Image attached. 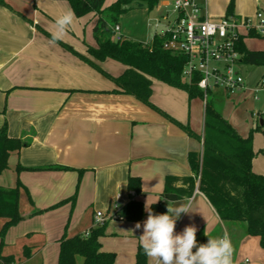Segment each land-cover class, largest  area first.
I'll list each match as a JSON object with an SVG mask.
<instances>
[{
  "label": "crops",
  "instance_id": "crops-1",
  "mask_svg": "<svg viewBox=\"0 0 264 264\" xmlns=\"http://www.w3.org/2000/svg\"><path fill=\"white\" fill-rule=\"evenodd\" d=\"M230 1L231 17L254 20L257 11L264 12V0H200L213 21L226 16ZM68 9L71 8L65 1L0 2V128L6 123L11 138L33 134L30 146L11 155L8 164L11 162L13 168L20 165L70 169L15 172L32 201L30 205L21 195V215L48 209L74 197L73 204L67 201L43 212L45 216L59 212L69 220L67 232L59 230L52 235L47 232L43 242L54 243L59 248L63 234L70 238L101 226V250L115 255L114 264H135L143 222L151 206L158 205V215L165 214L168 204L173 203L162 196L168 187L180 195L179 200L186 199L189 211L176 221L174 234L194 225L199 246L206 244L208 237L217 238L227 232L235 249L233 264H264L259 238L247 236L240 222L221 220L203 194L195 193V189L191 192L190 163L194 158L200 161L202 153L203 101L151 81L150 103L186 126L199 137L196 139L134 97L122 94L110 79L73 53L94 62L87 54V47H95L93 37L81 40L88 24L93 20L95 23L94 14L85 24L82 18H76L63 39L51 42L55 19ZM94 23L90 27L91 35ZM123 33L119 28V35L127 38ZM245 39L253 38H244L247 49ZM98 65L110 78H117L125 71L123 65L112 60ZM243 79L245 89L233 95L216 90L211 93V99L221 116L241 137H246L234 124L233 109L249 101L261 102L256 112L261 123L254 126L264 132L261 120L264 92H253L260 79L251 83ZM252 149L255 153L252 172L264 176V163L257 159L262 148H256L252 142ZM129 177L140 180V194L127 190ZM132 200L143 205L145 215L139 221L124 218L123 209ZM96 213H101V217L96 218ZM138 222L140 229L135 228ZM23 248L30 250L28 258L22 256L24 262L39 259L37 245L31 242ZM146 264H152L149 257Z\"/></svg>",
  "mask_w": 264,
  "mask_h": 264
},
{
  "label": "trees",
  "instance_id": "trees-1",
  "mask_svg": "<svg viewBox=\"0 0 264 264\" xmlns=\"http://www.w3.org/2000/svg\"><path fill=\"white\" fill-rule=\"evenodd\" d=\"M53 1L67 2L75 12L76 18H82L89 13L95 16L92 28L95 47H87V54L94 62L66 47L68 50L110 79L122 94L134 97L189 135L199 139L186 126L171 119L149 101L152 80L185 91L189 98L202 100V93L196 87V81L192 80L187 83L182 78V69L186 59L163 50V37L155 33L146 44L122 37L119 40L115 39L113 27L118 25L121 15L134 7H145L150 12L159 0H115L105 8H103L105 0ZM232 6L233 3L230 1L226 16L232 14ZM245 38H256V36L250 33ZM243 41L244 37H240L236 45L240 56L239 64L261 67L262 78H264V51H249ZM105 60H112L123 65L125 71L117 78H110L98 65ZM255 131L263 132L260 127H257L251 130L246 137H241L215 109L211 94H209L204 109L201 159L200 161L197 158L191 160L192 177L188 180L192 192L194 191V178L199 176L198 190L207 198L219 218L223 221L242 223L246 235L259 238V246L264 251V176L254 174L251 169L255 155L252 149V136ZM32 136L31 133L20 138H11L8 136L6 123L2 125L0 128V175L9 168L8 160L11 155L18 154L21 149L30 146ZM261 153L264 154V149ZM45 170L70 169L58 166L22 168L20 165H16L14 169L16 173ZM126 187L128 191L136 195L140 194L138 178L129 177ZM21 195H24L28 203L32 205L27 189L18 179L13 187H0V219L3 220L0 228V264H17L13 256L2 254L1 248L5 232L24 219L19 207ZM162 196L173 202L180 199V195L173 193L168 187L164 189ZM67 201L73 204L74 197ZM67 201H62L45 210H33L29 216L55 209ZM158 209V205H152L150 208L153 214H156ZM123 213L124 218L129 221H139L145 215L142 203L137 200L130 201L123 209ZM102 231V227L99 226L90 230L87 235L67 238L63 234L59 239L57 264H114L115 255L101 250L99 238ZM22 255L28 258L30 250L23 248ZM146 258L143 248L139 246L135 264H146Z\"/></svg>",
  "mask_w": 264,
  "mask_h": 264
},
{
  "label": "built area",
  "instance_id": "built-area-1",
  "mask_svg": "<svg viewBox=\"0 0 264 264\" xmlns=\"http://www.w3.org/2000/svg\"><path fill=\"white\" fill-rule=\"evenodd\" d=\"M162 4L170 9V15L162 17L166 24L154 33L163 37V50L186 59L182 78L187 83L196 81L203 103L216 90L233 95L245 89L236 45L250 33L264 40V12L257 11L254 20L224 16L213 21L200 0H165ZM158 25L157 21L155 28ZM113 31L119 40V26ZM259 91L264 92V78L253 88L254 93ZM198 185L199 176L194 178L195 193H199ZM100 217L101 213H96V218ZM99 221L103 223V219Z\"/></svg>",
  "mask_w": 264,
  "mask_h": 264
},
{
  "label": "rangeland",
  "instance_id": "rangeland-1",
  "mask_svg": "<svg viewBox=\"0 0 264 264\" xmlns=\"http://www.w3.org/2000/svg\"><path fill=\"white\" fill-rule=\"evenodd\" d=\"M114 0H105L103 6L106 7L110 5ZM165 0H159L156 7H154L150 12L147 11L145 7H134L128 12L124 13L119 17L118 26L124 32V36L127 38H132L135 41L146 43L151 39L154 32H160L165 26V21L162 20L166 14L170 15V9L164 7L162 4ZM93 15L89 13L82 17L85 21L84 24L92 20ZM159 22L157 28H155L156 22ZM94 23V20L93 22ZM92 23L88 24L85 31V35L81 34V40H86L88 37L92 38L90 27ZM86 27V25H85ZM247 50L249 51H264V41L261 39H245ZM239 71L245 80L249 83L254 80L257 81L263 74L261 67L256 65H241ZM261 103V102H260ZM260 103L254 104V102H247L244 105L233 109L232 116L234 119V124L236 125L239 133L248 135L249 130L253 127L256 122L259 124L260 119L257 118L256 112L259 110ZM232 111V110H231ZM253 111V114L250 112ZM261 120L264 121V116L261 115ZM254 126V130H255ZM264 129V127H262ZM253 145L256 148L264 149V132L255 131L252 136ZM259 151L258 161L264 163V159L261 151ZM9 168L0 175V187L10 188L13 187L16 181V173L14 171L11 162H9ZM21 210H25L21 208ZM25 212V211H24ZM59 212H54L51 215H44L40 213L39 215L29 216L24 215V219L17 225L10 227L4 234L2 238V248L1 253L4 255L13 256L16 263L20 261V264H57L59 248L54 243H44L43 237L47 232L49 234H55L57 231L65 232L66 228L69 226L68 218H63ZM3 220L0 219V228L2 226ZM66 227V228H65ZM67 232V231H66ZM29 234V236H27ZM46 238V237H45ZM37 245L39 247V259L26 263L22 258V249L24 245H29V243ZM244 262V257L242 261ZM249 262V259H248Z\"/></svg>",
  "mask_w": 264,
  "mask_h": 264
},
{
  "label": "clouds",
  "instance_id": "clouds-1",
  "mask_svg": "<svg viewBox=\"0 0 264 264\" xmlns=\"http://www.w3.org/2000/svg\"><path fill=\"white\" fill-rule=\"evenodd\" d=\"M75 20L76 14L72 9L58 16L51 33V42L63 39ZM182 213H189L185 202L177 207L168 204L165 214L157 215L149 210L139 243L152 264H233L235 249L227 232L217 238L208 237L207 243L199 246L194 225L186 226L181 233L174 234L176 221ZM135 228L140 229L141 224L138 222Z\"/></svg>",
  "mask_w": 264,
  "mask_h": 264
},
{
  "label": "water",
  "instance_id": "water-1",
  "mask_svg": "<svg viewBox=\"0 0 264 264\" xmlns=\"http://www.w3.org/2000/svg\"><path fill=\"white\" fill-rule=\"evenodd\" d=\"M184 202L186 203V199H182V200L175 201L172 204H173V207H177V206H179L180 204H182Z\"/></svg>",
  "mask_w": 264,
  "mask_h": 264
}]
</instances>
